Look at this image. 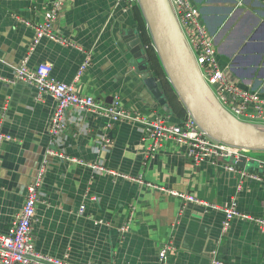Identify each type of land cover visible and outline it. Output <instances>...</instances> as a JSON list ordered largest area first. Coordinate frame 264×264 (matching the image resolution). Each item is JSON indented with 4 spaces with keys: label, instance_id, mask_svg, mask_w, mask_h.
<instances>
[{
    "label": "crops",
    "instance_id": "1",
    "mask_svg": "<svg viewBox=\"0 0 264 264\" xmlns=\"http://www.w3.org/2000/svg\"><path fill=\"white\" fill-rule=\"evenodd\" d=\"M53 1L0 0V130L11 136L0 152V235L12 229L28 185L46 159L33 225L39 255L65 264H159V250L170 242L173 247L165 264H264V229L237 217L224 231L222 210L236 200L241 213L264 217V183L245 178L239 187V173L226 170L223 163H193L186 146L172 139L162 142L145 160L147 142L142 140L140 124L111 122L75 107L67 109L65 127L51 143L56 100L39 95L25 82H12L15 67L26 56L30 69L49 63L53 77L98 102L110 103L118 96L128 110L152 119L163 116L174 123H180L189 111L161 57L154 58L144 39L147 62L149 57L168 107L157 101L144 83L142 70L132 63L133 54L122 35L129 29L140 34L139 26L146 24L141 8L126 12L120 0H68L53 29L72 45L48 37L36 44L35 27L46 20ZM194 1L215 36L227 79L264 93V0ZM164 2L181 33L171 0ZM183 43L187 49L188 43ZM87 53L90 64L77 77ZM106 134L112 141L103 149L101 138ZM50 147L191 193L220 208L184 201L122 176L98 173L47 154ZM257 154L253 157L264 159V151ZM245 167L264 174V168L254 162Z\"/></svg>",
    "mask_w": 264,
    "mask_h": 264
},
{
    "label": "built area",
    "instance_id": "2",
    "mask_svg": "<svg viewBox=\"0 0 264 264\" xmlns=\"http://www.w3.org/2000/svg\"><path fill=\"white\" fill-rule=\"evenodd\" d=\"M68 0H54L48 9L46 20L36 25L34 43H38L42 37L57 40L63 44H70L68 39L54 32V23L59 17ZM124 11L131 12L135 7L142 9L141 0H120ZM178 18L182 33L188 43L194 57L200 76L208 89L214 95L220 105L225 106L237 119L264 122V93L251 87H242L227 79L225 71L219 63V54L216 40L209 31L201 17V11L194 0H171ZM146 29L151 37L150 44L145 48L154 49L159 53L158 46L152 37L150 26L146 21ZM80 50L82 48L79 47ZM159 55V54H158ZM91 61L89 53L83 59L77 77H80L87 69ZM52 66L49 63H40L35 69L28 67V57H24L14 69V81H22L36 88L39 95H50L56 100L57 110L51 124V143L54 137L65 127V116L69 107H75L80 111L87 110L108 118L111 122L128 121L138 123L142 127V140L147 142L143 151L144 159L154 155L162 146V142L172 139L187 148V155L193 163L209 162L211 164L223 163L228 171L239 173V187L245 178H253L264 183V174L258 170L250 171L246 167H239L229 163L230 158L234 162L246 159V163L254 162L259 169L264 168V159L253 157L250 150L244 146L231 144L221 140L205 129L195 116L188 111L187 116L180 122L174 123L163 116L155 119L149 118L139 112L131 111L123 107L120 98L115 96L110 103L98 102L93 96L77 91L73 84L60 81L52 76ZM112 127L107 125V128ZM11 140V136L0 130V152L5 141ZM111 135L106 134L101 138V148L106 149L111 144ZM47 154L58 156L70 162L87 166L98 173H110L122 176L128 180H134L153 186L169 194L176 195L184 201L203 204L212 208H220L214 203L203 201L191 193H181L174 189L158 186L144 181L142 176H133L120 173L108 168L104 163L89 162L81 158L66 155L55 151L52 147L47 149ZM45 163L39 168L36 178L27 188L25 202L14 222L10 232L0 235V264H65L57 259L39 255L35 250L33 237V225L36 217V206L39 201L40 185L45 171ZM84 205L80 207L83 211ZM225 213L223 229L227 231L233 220L237 217L249 220L261 229H264V217L241 213L237 208L236 200L223 207ZM127 227H124L126 230ZM172 243H165L158 253L159 264H165L167 255L172 249ZM217 264H222L216 261Z\"/></svg>",
    "mask_w": 264,
    "mask_h": 264
},
{
    "label": "water",
    "instance_id": "3",
    "mask_svg": "<svg viewBox=\"0 0 264 264\" xmlns=\"http://www.w3.org/2000/svg\"><path fill=\"white\" fill-rule=\"evenodd\" d=\"M141 4L152 37L158 46V54L171 80L199 123L225 142L249 149H264V130H245L225 117L226 114L220 109L221 105L202 80L195 61V64L190 62L189 58L192 57L191 53L187 52V49L190 51L187 41L182 31L178 33L164 0H141ZM122 40L128 44L129 51L133 54V65L142 70V78L147 88L162 106L168 107L162 82L148 67L147 53L138 31L129 29L122 35ZM139 59H142V62L138 66L136 62ZM229 162L242 168L246 159L242 158L235 163L234 159L230 158Z\"/></svg>",
    "mask_w": 264,
    "mask_h": 264
},
{
    "label": "rangeland",
    "instance_id": "4",
    "mask_svg": "<svg viewBox=\"0 0 264 264\" xmlns=\"http://www.w3.org/2000/svg\"><path fill=\"white\" fill-rule=\"evenodd\" d=\"M168 10L171 13L170 8H168ZM189 59H190V62L192 64H195L194 63V60L192 58H189ZM220 109H221L222 112H224L226 114L225 117H227L232 123H234L235 125L243 128L245 130H253V131L254 130H257V131L264 130V122H261V121H248V120L237 119L225 106L221 105L220 106ZM263 151L264 150H250V153L249 154H252L253 156H257L258 155L257 153H260V152H263Z\"/></svg>",
    "mask_w": 264,
    "mask_h": 264
},
{
    "label": "trees",
    "instance_id": "5",
    "mask_svg": "<svg viewBox=\"0 0 264 264\" xmlns=\"http://www.w3.org/2000/svg\"><path fill=\"white\" fill-rule=\"evenodd\" d=\"M139 28H140V35L142 36V40L144 39V41H145V43L146 44H150V42H151V37L149 36V33H148V31H147V29H146V24L144 23V25L143 26H139ZM148 50H151V54L154 56V58H158V54H157V52L154 50V49H152V48H149ZM153 52V53H152ZM148 56V55H147ZM150 59H149V57H148V63L150 62L149 61ZM151 64L149 63V68L151 67L150 66ZM156 66V65H155ZM157 67V66H156ZM157 69H158V67H157ZM152 70V69H151ZM155 75H156V73H155ZM157 76V75H156Z\"/></svg>",
    "mask_w": 264,
    "mask_h": 264
}]
</instances>
